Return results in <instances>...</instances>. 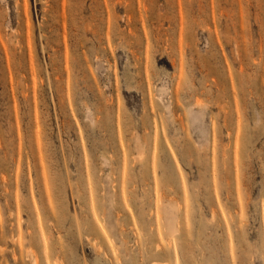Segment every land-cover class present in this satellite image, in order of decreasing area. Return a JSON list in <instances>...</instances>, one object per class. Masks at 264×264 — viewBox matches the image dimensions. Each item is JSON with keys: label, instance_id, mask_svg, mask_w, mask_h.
I'll return each mask as SVG.
<instances>
[{"label": "rangeland", "instance_id": "374dc122", "mask_svg": "<svg viewBox=\"0 0 264 264\" xmlns=\"http://www.w3.org/2000/svg\"><path fill=\"white\" fill-rule=\"evenodd\" d=\"M0 264H264V0H0Z\"/></svg>", "mask_w": 264, "mask_h": 264}]
</instances>
